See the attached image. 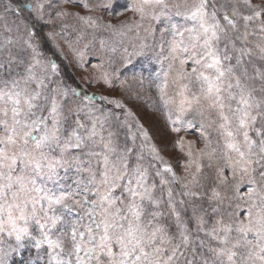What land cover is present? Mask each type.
Returning <instances> with one entry per match:
<instances>
[{
	"label": "snow or ice",
	"instance_id": "obj_1",
	"mask_svg": "<svg viewBox=\"0 0 264 264\" xmlns=\"http://www.w3.org/2000/svg\"><path fill=\"white\" fill-rule=\"evenodd\" d=\"M0 264H264V0H0Z\"/></svg>",
	"mask_w": 264,
	"mask_h": 264
},
{
	"label": "rangeland",
	"instance_id": "obj_2",
	"mask_svg": "<svg viewBox=\"0 0 264 264\" xmlns=\"http://www.w3.org/2000/svg\"><path fill=\"white\" fill-rule=\"evenodd\" d=\"M65 73L67 74L68 77H70V83H73L77 86H83L84 88H86L89 92H97L98 94L102 93L105 95H109V96H114V97H118L119 96V92H111V91H107L105 89H102L99 86L96 85H92L89 86L87 85L84 81H82L80 79L81 73L78 72L76 69L72 68V66L70 64H68L67 62L65 63ZM130 107H133L134 110H138L139 106L135 103H130L129 104ZM140 114L143 116L144 122L146 124H151L153 127V131L157 134V136L160 138V142H163V136H164V130L162 128V126L158 123L155 122L152 115L149 114H145L143 111L140 112Z\"/></svg>",
	"mask_w": 264,
	"mask_h": 264
},
{
	"label": "trees",
	"instance_id": "obj_3",
	"mask_svg": "<svg viewBox=\"0 0 264 264\" xmlns=\"http://www.w3.org/2000/svg\"><path fill=\"white\" fill-rule=\"evenodd\" d=\"M80 86V85H79ZM80 87H83V86H80ZM84 88V87H83Z\"/></svg>",
	"mask_w": 264,
	"mask_h": 264
}]
</instances>
